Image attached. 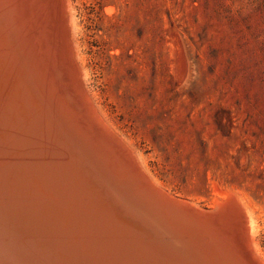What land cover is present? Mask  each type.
<instances>
[{"label": "bare ground", "instance_id": "1", "mask_svg": "<svg viewBox=\"0 0 264 264\" xmlns=\"http://www.w3.org/2000/svg\"><path fill=\"white\" fill-rule=\"evenodd\" d=\"M52 3L0 0V264H264L233 194L205 208L151 176L95 103L73 40L78 70L64 71Z\"/></svg>", "mask_w": 264, "mask_h": 264}, {"label": "rangeland", "instance_id": "2", "mask_svg": "<svg viewBox=\"0 0 264 264\" xmlns=\"http://www.w3.org/2000/svg\"><path fill=\"white\" fill-rule=\"evenodd\" d=\"M51 7L59 64L69 76L77 68L75 42L91 96L151 176L205 208L233 194L253 213L264 257V0H53ZM227 227L245 255L239 228Z\"/></svg>", "mask_w": 264, "mask_h": 264}, {"label": "water", "instance_id": "3", "mask_svg": "<svg viewBox=\"0 0 264 264\" xmlns=\"http://www.w3.org/2000/svg\"><path fill=\"white\" fill-rule=\"evenodd\" d=\"M127 216L129 217V214H125V213H124L123 217H127Z\"/></svg>", "mask_w": 264, "mask_h": 264}]
</instances>
